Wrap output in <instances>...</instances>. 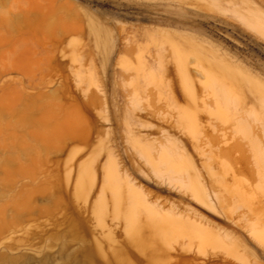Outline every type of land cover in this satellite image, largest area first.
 <instances>
[{"label":"rangeland","instance_id":"374dc122","mask_svg":"<svg viewBox=\"0 0 264 264\" xmlns=\"http://www.w3.org/2000/svg\"><path fill=\"white\" fill-rule=\"evenodd\" d=\"M263 26L264 0H0V264H264Z\"/></svg>","mask_w":264,"mask_h":264},{"label":"bare ground","instance_id":"6f19581e","mask_svg":"<svg viewBox=\"0 0 264 264\" xmlns=\"http://www.w3.org/2000/svg\"><path fill=\"white\" fill-rule=\"evenodd\" d=\"M261 23H262V20H261ZM264 27V26H263ZM167 221H165V223H166ZM168 222H170V221H168ZM168 229H170V232H168V233H164L163 232V234H162V238L164 239V242H163V244L164 245H171L172 244V239L174 238V236L175 235H177V234H179V233H181V230H177L176 228H173V227H171V228H168ZM170 235V236H169ZM170 237V238H169ZM136 239H138V241L141 243L142 242V238L140 237V235H138L137 237H136ZM206 242V241H205ZM152 243H154V242H152ZM142 245H144V242H142L141 243Z\"/></svg>","mask_w":264,"mask_h":264}]
</instances>
